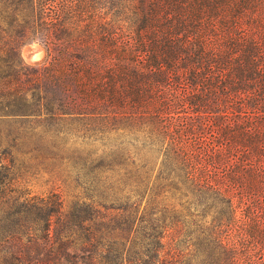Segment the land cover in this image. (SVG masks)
Wrapping results in <instances>:
<instances>
[{
    "label": "trees",
    "instance_id": "trees-1",
    "mask_svg": "<svg viewBox=\"0 0 264 264\" xmlns=\"http://www.w3.org/2000/svg\"><path fill=\"white\" fill-rule=\"evenodd\" d=\"M0 118L99 140L118 194L6 209L1 264H264V0H0Z\"/></svg>",
    "mask_w": 264,
    "mask_h": 264
},
{
    "label": "rangeland",
    "instance_id": "rangeland-1",
    "mask_svg": "<svg viewBox=\"0 0 264 264\" xmlns=\"http://www.w3.org/2000/svg\"><path fill=\"white\" fill-rule=\"evenodd\" d=\"M29 51L33 52L30 57ZM19 55L25 64L31 65L42 61L44 51L34 41L23 44ZM101 143L80 136L72 123L47 125L28 118H0V223L6 220V209L54 206L59 202L68 213L88 203L116 206L118 194L113 183L116 160ZM126 148L136 163L151 171L156 169L159 156L154 149L132 145ZM119 203L127 215L130 200ZM195 219L198 231L203 220L199 216ZM183 220L188 221L186 216ZM99 230L110 237L109 229ZM36 234L41 232L36 230ZM8 244L0 240V262ZM32 245L30 255L42 257L43 246L39 242ZM11 246L15 250L17 242L12 241ZM195 253L197 264H210L205 260L201 243L195 245Z\"/></svg>",
    "mask_w": 264,
    "mask_h": 264
},
{
    "label": "water",
    "instance_id": "water-1",
    "mask_svg": "<svg viewBox=\"0 0 264 264\" xmlns=\"http://www.w3.org/2000/svg\"><path fill=\"white\" fill-rule=\"evenodd\" d=\"M32 51L27 52V56L30 57L32 55Z\"/></svg>",
    "mask_w": 264,
    "mask_h": 264
}]
</instances>
